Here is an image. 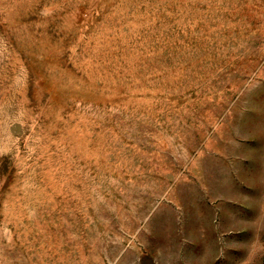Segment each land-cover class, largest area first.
I'll return each mask as SVG.
<instances>
[{"label": "rangeland", "instance_id": "obj_1", "mask_svg": "<svg viewBox=\"0 0 264 264\" xmlns=\"http://www.w3.org/2000/svg\"><path fill=\"white\" fill-rule=\"evenodd\" d=\"M0 264H264V0H0Z\"/></svg>", "mask_w": 264, "mask_h": 264}]
</instances>
